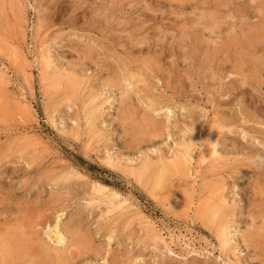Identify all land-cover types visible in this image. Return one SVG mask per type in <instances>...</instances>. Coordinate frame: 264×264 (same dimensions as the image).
Wrapping results in <instances>:
<instances>
[{
	"label": "rangeland",
	"instance_id": "rangeland-1",
	"mask_svg": "<svg viewBox=\"0 0 264 264\" xmlns=\"http://www.w3.org/2000/svg\"><path fill=\"white\" fill-rule=\"evenodd\" d=\"M263 43L264 0H0V263L264 264Z\"/></svg>",
	"mask_w": 264,
	"mask_h": 264
},
{
	"label": "bare ground",
	"instance_id": "bare-ground-1",
	"mask_svg": "<svg viewBox=\"0 0 264 264\" xmlns=\"http://www.w3.org/2000/svg\"><path fill=\"white\" fill-rule=\"evenodd\" d=\"M116 4H118V3H116ZM116 4H115V6H116ZM120 4V3H119ZM20 5V4H19ZM123 5V4H122ZM2 13V12H1ZM208 29V28H207ZM213 29V28H212ZM261 38H263V37H261ZM239 39V38H238ZM260 41H262L261 39H260V37L256 34V33H254V34H247V33H245L244 34V36L242 35V37L238 40V43L239 44H259V42ZM261 44V43H260ZM264 44V43H263ZM258 50V49H257ZM255 51V50H254ZM249 52V51H248ZM249 54V53H248ZM197 56V55H196ZM249 58V57H248ZM51 60V59H50ZM243 61V60H242ZM259 61V60H258ZM262 61V60H261ZM260 62V61H259ZM241 64H243L242 62H241ZM263 65H264V63H263ZM253 66V65H252ZM127 67V66H126ZM129 67V66H128ZM262 67H264V66H262ZM132 70V69H131ZM125 71L127 72V76H128V78L130 79V78H133L134 79V75H132L131 73H130V71H128V69L127 68H125ZM124 71V72H125ZM134 70H132V72H133ZM255 71V70H254ZM135 74V73H134ZM138 74V73H137ZM145 74V73H144ZM139 75V74H138ZM140 75H142V74H140ZM113 76H114V74H113ZM259 76V75H258ZM116 77V76H115ZM136 77H138L139 78V76H136ZM0 78H1V76H0ZM2 78H4L3 76H2ZM60 78V77H59ZM141 78V77H140ZM139 78V79H140ZM110 80L112 79V77L111 78H109ZM109 79H107V80H109ZM118 79V78H117ZM128 79V80H129ZM133 79H131V80H133ZM144 79V78H143ZM82 80V79H81ZM113 80V79H112ZM119 80V79H118ZM136 82H138V79H134ZM133 80V82H135ZM158 80V79H157ZM0 81H2V79L0 80ZM115 82H117V81H112V85H117V83L116 84H114ZM120 82V81H119ZM68 84V83H67ZM82 84V83H81ZM109 84V83H108ZM111 84V83H110ZM126 87V86H125ZM133 87V86H132ZM74 88V87H73ZM69 89V88H68ZM67 89V90H68ZM75 89H77V88H75ZM127 89V88H126ZM125 89V90H126ZM153 89V88H152ZM140 90V89H139ZM138 90V91H139ZM69 91V90H68ZM73 92V91H72ZM142 92V91H141ZM121 93V92H120ZM148 94V93H147ZM154 95V94H153ZM89 99V98H88ZM123 100V99H122ZM122 102H124V101H122ZM150 104V103H149ZM158 105V103H155V102H152L151 103V108H153V109H155V105ZM148 105V104H147ZM132 106V105H131ZM132 107H134V106H132ZM158 107H160V106H158ZM163 107V106H162ZM161 107V108H162ZM165 107V106H164ZM166 108V107H165ZM160 109V108H159ZM167 109V108H166ZM98 110V109H97ZM141 110V109H140ZM161 110V109H160ZM128 112V111H127ZM156 112V111H155ZM165 112V111H164ZM86 113V112H85ZM120 113V112H119ZM129 113V112H128ZM132 113H133V111H132ZM142 113V112H141ZM144 113V112H143ZM147 113V112H146ZM145 113V114H146ZM136 114H138V113H136ZM145 114H143V115H145ZM149 113H147V115H148ZM94 115V114H93ZM134 115V114H133ZM151 114H149V116H150ZM129 116H131V115H129ZM168 116V115H167ZM141 117V116H140ZM151 117V116H150ZM158 117V116H157ZM141 118H143V117H141ZM153 118H155V117H153ZM152 119V118H151ZM151 119H148L150 122H146L147 120H146V118H145V123H148V127L150 128V129H153V123H155L154 121H153V119L151 120ZM230 120V119H229ZM163 121V120H162ZM165 121V120H164ZM160 122V121H159ZM137 123V122H136ZM142 123L143 124H141V123H139L141 126L142 125H145V127H146V124H144V121H142ZM163 123V122H162ZM226 123V122H225ZM88 124H90V123H88ZM155 125H157L156 123H155ZM135 126V125H134ZM141 126H139V127H141ZM153 126V127H152ZM137 128H138V126H136ZM136 127H135V129H134V131H136L137 129H136ZM157 127V126H156ZM160 127H161V125H160ZM149 128H148V130H149ZM155 128V127H154ZM220 128V127H219ZM142 129V128H141ZM157 129V128H156ZM162 129H164L163 127H162ZM147 130V131H148ZM164 131V130H163ZM255 131V130H254ZM136 132H139L138 130L136 131ZM157 132H159V131H157ZM187 132V131H186ZM216 132V131H215ZM135 133V132H134ZM143 133H147V132H143ZM142 133V134H143ZM154 132H152V133H150V134H153ZM160 133V132H159ZM138 134V133H137ZM156 134V133H155ZM158 134V133H157ZM217 134V133H216ZM138 135H140V132H139V134ZM159 135V134H158ZM189 135H190V133H189ZM154 136V135H153ZM164 136V135H163ZM143 137V136H142ZM191 137V136H190ZM189 137V138H190ZM188 138V139H189ZM211 139V138H210ZM144 140V139H143ZM185 141H187V140H185ZM184 141V142H185ZM191 142V141H190ZM194 142V141H193ZM187 143H189V141L187 142ZM182 144V143H181ZM185 144V143H184ZM186 146V145H185ZM191 146V145H190ZM215 147V146H214ZM185 148H188V150H190L189 148H191V147H188V146H186ZM193 148H195L194 146H193ZM192 148V149H193ZM193 151V150H192ZM191 151V152H192ZM186 152V151H185ZM188 152V151H187ZM217 152V151H216ZM189 153V152H188ZM215 153V152H214ZM184 154V153H183ZM192 154V153H191ZM191 154H189V155H191ZM209 155V154H208ZM219 155V154H218ZM188 157V156H187ZM219 157V156H218ZM161 158V157H160ZM191 158V157H190ZM187 159V158H186ZM204 159V158H203ZM187 161V160H186ZM150 163V162H149ZM149 163H145L144 165H143V169L141 170V172L138 174V179H142L143 178V176H146V175H144V174H147L148 172H150L151 170H152V167L149 165ZM187 163V162H186ZM157 165V164H156ZM204 166V165H203ZM190 168V167H189ZM136 170H138V169H136ZM182 170H184V163H183V161H182V159L181 158H179V157H176L174 160H173V162L172 163H169V164H165L164 166H163V168H162V171L160 172V171H158V173L156 174V176H157V178H158V182H160L161 181V179L162 178H165V177H163V176H165V175H168V174H171V173H173V172H181ZM201 170V169H200ZM147 172V173H146ZM211 172V171H210ZM135 173H136V171H135ZM172 175V174H171ZM169 176V175H168ZM171 177V176H170ZM145 178V177H144ZM237 179V178H236ZM218 181V180H217ZM234 181V180H233ZM163 182V181H162ZM220 182V181H219ZM215 183V182H214ZM205 185V184H204ZM218 190V189H217ZM221 192V191H220ZM264 192V191H263ZM101 193V192H100ZM202 195V194H201ZM111 199V198H110ZM217 200V199H216ZM125 201V200H124ZM224 202V201H223ZM220 203V202H219ZM216 206V205H215ZM213 207V206H212ZM219 207H220V205H219ZM117 208V207H116ZM224 208V207H223ZM219 209V208H218ZM217 209V210H218ZM234 209V208H233ZM207 210V209H206ZM214 210H215V208H214ZM210 211V210H209ZM208 211V212H209ZM6 212V211H5ZM223 212V211H222ZM215 213V212H214ZM262 213V212H261ZM61 214V213H60ZM59 214V215H60ZM136 214H138V213H136ZM2 215V214H1ZM39 215V214H38ZM211 215V214H210ZM216 215H217V213H216ZM223 215H225V214H223ZM222 217V216H221ZM17 218V217H16ZM39 218V217H38ZM62 218V217H61ZM34 219V218H33ZM114 220V219H113ZM17 221V220H16ZM23 221V220H22ZM28 221V220H27ZM223 221V220H222ZM20 222V221H19ZM223 223V222H222ZM13 224V223H12ZM11 224V225H12ZM69 224V223H68ZM224 224V223H223ZM9 225V224H8ZM10 225V226H11ZM47 225V224H46ZM27 226V225H26ZM228 226V225H227ZM12 227V226H11ZM10 227V228H11ZM30 227V226H29ZM29 227H28V229H29ZM41 227V226H40ZM47 227V226H46ZM58 227L59 226H57V224H55V227L54 228H56V232H55V235H56V239H58V241L59 242H62V239H63V235H62V233L64 232H61L60 231V229H58ZM25 228V225H24V223H20L17 227H16V231L14 232V230H13V232H14V234L13 235H11L10 236V239L8 240V242H6V243H3V244H6V249H5V247H4V249H5V251H6V255L7 256H9L10 258H13L12 260H14V259H18V257L20 258H22V259H31L30 260V263H32V264H34V263H39V262H42V261H47V260H49L51 257H52V255H53V253H52V255L50 254V250L46 247V246H44V245H41L40 243H37L36 244V242L35 241H32V240H30L25 234V232H26V230L24 229ZM53 228V229H54ZM27 229V230H28ZM225 229V228H224ZM223 228H222V230L221 231H223L224 230ZM31 230V229H30ZM216 230H218V229H216ZM227 230V229H226ZM225 230V231H226ZM6 231H10V232H12L11 231V229H8V230H6ZM69 232L68 230H66L65 229V232ZM220 231V234L221 233H224V232H221ZM5 232V231H4ZM254 232V231H253ZM6 234L7 233H9V232H5ZM109 233V232H108ZM226 233V232H225ZM261 233V232H260ZM260 233H258V232H256L255 233V235H258V234H260ZM10 234V233H9ZM28 234V233H27ZM86 234V233H85ZM261 234H263V233H261ZM260 234V235H261ZM226 235H227V233H226ZM245 235H247V234H245ZM249 235V234H248ZM260 235H258V237H260L261 239H263L262 238V235L260 236ZM7 236V235H6ZM72 236V235H71ZM225 236V235H224ZM252 236V235H251ZM25 237V238H24ZM32 237V236H31ZM35 237V236H34ZM54 237V236H53ZM227 237V236H226ZM226 237L224 238L225 240H227L226 239ZM244 237V236H243ZM257 237V238H258ZM6 238V237H5ZM26 238H28V239H26ZM221 238V237H220ZM8 239V238H7ZM26 239V240H25ZM51 239V238H50ZM247 239V238H246ZM249 239H250V236H249ZM251 239H253V238H251ZM254 239L256 240V238L254 237ZM253 239V240H254ZM260 239V240H261ZM85 240V239H84ZM37 241V240H36ZM223 241V240H222ZM263 242H264V240H262ZM30 242V243H29ZM83 242V238L79 235V236H75V237H73V239H72V241H71V244L69 245V247H75V248H81V243ZM89 242V241H88ZM87 242V243H88ZM92 241H90V243H91ZM224 242H226V241H224ZM33 245H32V244ZM58 243V242H57ZM7 244H8V246H7ZM83 244V243H82ZM89 244V243H88ZM247 244V243H246ZM254 245H256L255 244V242L253 243ZM258 244H260V243H258ZM262 245H263V243H261ZM260 244V245H261ZM4 246V245H3ZM66 246V245H65ZM264 246V245H263ZM69 247H67V248H65L63 251H62V253L61 254H59V255H56L55 256V258L57 259V261H59L60 259H67V258H70L71 257V254H72V252H71V249H69ZM83 247V246H82ZM255 247V246H254ZM84 248V247H83ZM90 248V246L88 247V249ZM257 248V247H256ZM98 249V248H97ZM5 251H3L4 253H5ZM105 251V250H104ZM259 251V250H258ZM61 252V251H60ZM5 255V256H6ZM84 255V254H83ZM102 255V254H101ZM77 256V255H76ZM264 256V255H263ZM81 257V256H80ZM102 257V256H101ZM111 257V256H110ZM2 258V260L4 259V257H1ZM0 258V259H1ZM9 258V259H10ZM78 258V257H77ZM5 259H8V258H5ZM54 259V258H53ZM117 259V258H116ZM110 260V259H109ZM10 261V260H9ZM22 261V260H21ZM27 261V260H26ZM62 261V260H61ZM134 261V260H133ZM0 262H1V260H0ZM8 262V261H7ZM13 262V261H12ZM12 262H10V264H13ZM129 262V261H128ZM3 263V262H2ZM6 263V262H5ZM120 263V262H119ZM205 263V262H204ZM1 264V263H0ZM7 264V263H6ZM62 264V263H61ZM106 264V263H105Z\"/></svg>",
	"mask_w": 264,
	"mask_h": 264
}]
</instances>
